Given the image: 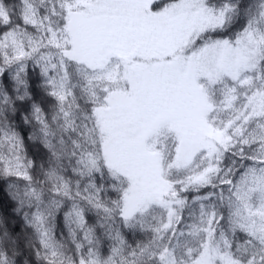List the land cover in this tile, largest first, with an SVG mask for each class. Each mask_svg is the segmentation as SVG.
<instances>
[{
  "label": "snow or ice",
  "instance_id": "obj_1",
  "mask_svg": "<svg viewBox=\"0 0 264 264\" xmlns=\"http://www.w3.org/2000/svg\"><path fill=\"white\" fill-rule=\"evenodd\" d=\"M0 264H264V0H0Z\"/></svg>",
  "mask_w": 264,
  "mask_h": 264
}]
</instances>
